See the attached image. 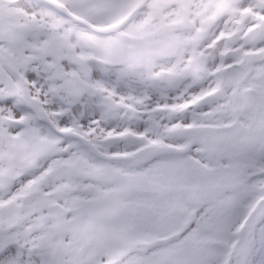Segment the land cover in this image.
<instances>
[{"label":"rangeland","instance_id":"rangeland-1","mask_svg":"<svg viewBox=\"0 0 264 264\" xmlns=\"http://www.w3.org/2000/svg\"><path fill=\"white\" fill-rule=\"evenodd\" d=\"M233 1L0 0V264H223L238 234L227 264H264V0ZM242 15L214 96L221 43H185Z\"/></svg>","mask_w":264,"mask_h":264},{"label":"water","instance_id":"water-1","mask_svg":"<svg viewBox=\"0 0 264 264\" xmlns=\"http://www.w3.org/2000/svg\"><path fill=\"white\" fill-rule=\"evenodd\" d=\"M110 105V103H108Z\"/></svg>","mask_w":264,"mask_h":264}]
</instances>
